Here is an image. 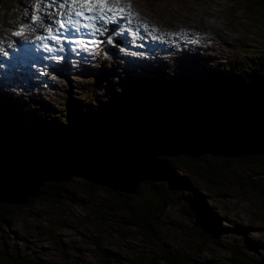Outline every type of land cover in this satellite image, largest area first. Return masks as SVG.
Segmentation results:
<instances>
[{
    "label": "rangeland",
    "instance_id": "374dc122",
    "mask_svg": "<svg viewBox=\"0 0 264 264\" xmlns=\"http://www.w3.org/2000/svg\"><path fill=\"white\" fill-rule=\"evenodd\" d=\"M39 1L0 0V29L6 27V21L29 18V11ZM132 1L144 9L140 10L142 18L147 13L159 24L217 23L221 36L212 33V53L221 59L217 63L204 62V56L209 59L210 54L200 49L192 61L189 52L182 51L180 57L179 53L169 57V65L163 62L162 69L153 64L134 67L130 64L136 53H141H134V49L142 44V37H136L129 51L120 53V47L114 50L115 55L127 59L120 68L110 67L103 60L94 63L98 78L84 76L74 80L76 85L73 82L59 91L41 93H37L35 80V87L24 89L23 95L17 91L12 98L0 95V131L9 136L13 145L21 146L26 136L45 130L44 123L64 111L70 115L71 123L77 124L74 127L85 129L92 124L94 127L114 107L134 100H167L168 93L178 90L184 91L188 100L194 98L202 90V83L214 75L226 83L243 82L238 65L248 60L252 62L249 68L255 60L254 65L262 68L255 67L244 77L256 78L257 85L264 86V1ZM24 5L26 15L22 14ZM52 19L48 15L38 24ZM191 41L195 43L194 38ZM230 61L238 65L227 66ZM181 63L187 68L177 69ZM201 66L202 70L196 68ZM9 79L0 77V87L14 89ZM15 81L16 88L28 83L22 77ZM6 92L1 90L2 94ZM225 157L207 155L204 163L184 158L175 171L177 183L163 182V186L167 185L163 189L167 201L158 214L154 236L130 223L127 206L139 212L144 201L156 198L150 182L139 181L141 191L124 192L123 201L113 190L93 186L90 192L84 182L89 178L71 174L64 178L66 190L57 199L39 194L30 204L24 203L20 211H0V252L27 264H151L149 261L162 246L189 254L193 264H228L232 250L239 246L251 260L264 264V154H254L250 161ZM207 162L209 169L203 170ZM192 200L197 209L201 207V211L197 210L198 220L184 209L188 204L192 207ZM102 250L109 253L107 259ZM0 264L10 263L0 259Z\"/></svg>",
    "mask_w": 264,
    "mask_h": 264
},
{
    "label": "trees",
    "instance_id": "16d2710c",
    "mask_svg": "<svg viewBox=\"0 0 264 264\" xmlns=\"http://www.w3.org/2000/svg\"><path fill=\"white\" fill-rule=\"evenodd\" d=\"M262 1L264 0H255L254 2L259 3ZM238 66L242 74L248 71L249 66L245 63ZM257 82L256 78L245 77L243 82L239 81L237 84H232L230 82L226 83L218 75H214L202 83V90H198L194 98L188 100L185 92L178 90V92H172L171 94L167 92L169 94L167 100H163V98L158 100L160 97L157 99L153 98L155 102H150L149 98L147 100L140 99L138 102L134 100L123 107H114L108 114L103 116L101 121L96 122L94 127V124H92L85 129L78 126L74 127L77 124L71 123L70 115L67 111H64L55 115L54 119L45 122L43 125L46 128L45 130H38L26 136L21 141V146L13 145V141L9 136L4 135L0 131V161L40 160L44 159L51 152L78 155L84 151L88 138L91 135L119 130L142 131L161 135L171 134L189 118L203 113L230 114L247 109L264 114V86L261 84L257 85ZM260 153L264 154V151L247 153L245 155L210 154L209 152L202 151L197 156L180 152L176 154H159L158 158L166 160L172 178V185L177 183L175 171L182 165L185 157L200 163H204L207 155H221L226 156L225 158L229 156L236 160L250 161L254 158V154ZM209 166L210 164L207 162L202 166L203 170L209 169ZM144 181L150 182L153 185L156 198L144 201L142 209L139 212L127 205L129 221L134 226L140 228L141 231L154 236L156 234L158 214L163 210L167 201L165 191L163 190L167 185L163 186L164 181L162 180L144 179ZM84 182L88 185L87 189L89 191L91 187L94 190L93 186H95V189L98 187L103 190H113L116 191V194L120 195V199L125 200L123 196L125 195L124 192L127 191L114 189L109 185L91 179L84 180ZM65 186L66 181L64 179H46L40 186L37 195L40 194L49 200L57 199L58 195H64L61 191L66 190ZM134 191L136 193L140 192V185L137 184L132 192ZM36 196H31L23 203L0 200V211L3 213L20 211L24 203L26 205L30 204ZM65 196H70V194H65ZM125 203H128V201L126 200ZM191 204L192 207L188 204L184 206V209L198 220V211H201V207L198 206V210L197 206H194L193 200ZM96 245L99 246V242H96ZM101 254L105 259L109 255L104 250H102ZM0 259H5L10 264H27L21 262L16 256H4L2 252H0ZM149 262L151 264H193L189 254L171 251L162 246L158 250L157 255H154L153 259ZM228 264L259 263L258 261L251 260L237 246L232 250Z\"/></svg>",
    "mask_w": 264,
    "mask_h": 264
},
{
    "label": "water",
    "instance_id": "95a60500",
    "mask_svg": "<svg viewBox=\"0 0 264 264\" xmlns=\"http://www.w3.org/2000/svg\"><path fill=\"white\" fill-rule=\"evenodd\" d=\"M202 151L245 155L264 151V114L243 109L230 114L203 113L171 134L119 130L91 135L78 155L49 153L40 160L0 161V200L25 202L46 179L71 174L131 192L144 179L172 182L159 154Z\"/></svg>",
    "mask_w": 264,
    "mask_h": 264
},
{
    "label": "snow or ice",
    "instance_id": "6c2138e0",
    "mask_svg": "<svg viewBox=\"0 0 264 264\" xmlns=\"http://www.w3.org/2000/svg\"><path fill=\"white\" fill-rule=\"evenodd\" d=\"M59 7L61 9L67 7V19L56 21L61 29H64L67 24L75 27L76 30L79 31V28L82 26L84 28H92L95 33H100L101 35L103 32L100 28L96 27V21H102L103 24L107 25L112 22L114 18L120 17L125 12H127L129 16L134 15V13L130 11L131 5L121 6L119 0H115L114 3H109V0H65ZM35 19L36 17H33V20ZM81 20L89 21V23L81 25ZM48 32L49 36L46 39L59 43V37L51 34V28L48 29ZM13 34L22 35L23 28ZM37 39L40 40L43 38L37 37ZM109 41H111V37H109ZM75 42L79 43V41ZM42 47L48 48V45L44 44ZM60 50L63 51L62 48Z\"/></svg>",
    "mask_w": 264,
    "mask_h": 264
},
{
    "label": "bare ground",
    "instance_id": "6f19581e",
    "mask_svg": "<svg viewBox=\"0 0 264 264\" xmlns=\"http://www.w3.org/2000/svg\"><path fill=\"white\" fill-rule=\"evenodd\" d=\"M28 23H29V21H28ZM146 26V25H145ZM124 41V40H123ZM116 49H118V47L117 48H113V50H116Z\"/></svg>",
    "mask_w": 264,
    "mask_h": 264
}]
</instances>
